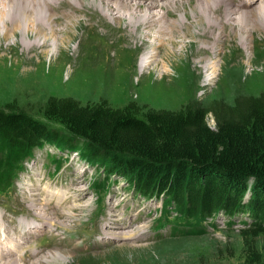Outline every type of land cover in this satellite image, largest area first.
Returning a JSON list of instances; mask_svg holds the SVG:
<instances>
[{
	"label": "rangeland",
	"instance_id": "1",
	"mask_svg": "<svg viewBox=\"0 0 264 264\" xmlns=\"http://www.w3.org/2000/svg\"><path fill=\"white\" fill-rule=\"evenodd\" d=\"M48 1L42 5L47 10ZM55 1H59L58 5H63L64 9L65 5L72 8L56 14L58 36L55 39L58 40L62 33L63 27L58 26L61 20L74 23L76 30L69 35L65 31L67 44L61 47L57 43L53 57L41 50L25 51L19 38L17 48L1 46L0 109L25 111L34 119L49 124L50 128H59L51 121L46 122L42 114L52 98H69L82 105L106 102L114 108L129 107L138 117L146 118L152 110L180 111L193 103L205 107L221 102L234 104L238 99L264 93L263 2L252 7L243 18L239 12L234 14L237 19L241 18L242 26L236 23L237 19L228 20V23L219 20L215 31L219 32L220 28L224 33L223 37L219 36L221 44L215 45L208 29L202 26H198L194 36L185 38L177 30V42L167 39L168 34L154 33L160 22H155L151 12L148 16L153 27L152 36H147L144 42L135 41L134 28L128 25V13L115 9L113 3L117 0ZM174 1L168 0L162 5L139 2L143 6L154 4L153 12L165 11L169 25L171 20L185 17L188 11L192 13L193 5L186 7L178 3L175 6ZM121 2L124 6L136 4L129 0ZM104 4L112 5L109 8L114 9L105 13L100 8ZM142 5L130 6L138 8L136 12L134 10L136 15H143ZM88 12L93 15L86 16ZM191 13L188 16L193 19ZM101 23L109 24L111 28L105 30ZM234 23L237 26L230 32ZM176 25L174 21L171 24L174 28ZM141 27L138 31L150 29ZM156 35L163 39L164 46L152 48L150 43ZM50 40L45 49H53L51 45L56 41ZM202 40L208 43L203 46ZM212 49L215 53L207 55ZM147 56L149 60H146ZM152 56L157 59L149 64ZM142 64L145 65L143 69ZM208 122L212 127L216 125L212 113L208 115ZM59 149L49 142L44 149H37L19 178L17 189L9 195L0 194V231L6 232L0 233V264L10 258L15 260L12 264H28L29 259V264H36L34 259L38 260L37 264H50L57 253L66 251L69 261L64 264H253L256 258L264 260V233L253 235L250 224L255 219L251 212L226 215L224 210H218L214 212L215 218L203 222L204 231L184 233L182 230L187 228L182 226L181 233L171 235L167 225L156 233L153 225L162 216L167 194L142 196L126 178L117 175L109 178L99 160L93 163L79 158L77 152L66 161L63 158L62 168L55 174L50 155L67 157ZM51 172L55 175L51 176ZM97 180H100V187L95 185ZM29 186L34 196L29 192ZM60 197L65 200L58 202ZM168 209V217L173 220L174 216H180L182 207L172 200ZM34 214L43 220L44 226L53 222L60 226L50 228H58L52 235L53 245L46 247L43 244L50 234L38 235L34 242L31 240L24 221H31ZM32 246L44 251L36 257L31 256L29 249ZM11 248L26 250L29 255L22 258L18 254H7Z\"/></svg>",
	"mask_w": 264,
	"mask_h": 264
},
{
	"label": "trees",
	"instance_id": "2",
	"mask_svg": "<svg viewBox=\"0 0 264 264\" xmlns=\"http://www.w3.org/2000/svg\"><path fill=\"white\" fill-rule=\"evenodd\" d=\"M42 114L59 128L25 111L0 109L1 190L25 159L49 142L60 150L79 149L93 163L99 160L109 178H126L139 194H167L163 213L174 231H204L205 217L224 210L229 215L251 212L253 235L264 233V93L234 104L152 110L146 118L106 102L82 105L52 98ZM171 198L182 207L173 220L168 217ZM182 226L187 229L181 231ZM254 261L264 264L260 258Z\"/></svg>",
	"mask_w": 264,
	"mask_h": 264
},
{
	"label": "bare ground",
	"instance_id": "3",
	"mask_svg": "<svg viewBox=\"0 0 264 264\" xmlns=\"http://www.w3.org/2000/svg\"><path fill=\"white\" fill-rule=\"evenodd\" d=\"M73 1L80 3L76 0H73ZM100 1H103V0H100ZM107 1L109 2L112 0H106V2ZM129 1L136 2V4H130L129 3V4H126L124 6V3H122L121 0L120 1L117 0L116 3H113V4L115 5V9L117 11L123 10V12L128 13L127 15L130 17V21H129L128 25L130 27L132 26V28H134V30H135V31L133 30V32H135V33H132V36L136 37V38H134L135 41H137V40L141 41L142 40L144 42L147 39L146 37L147 36L149 37V35H151L150 31H153L152 30L153 27L150 24L151 18L148 16V12H151V13H153V15H151V16H153L152 18L155 19V22H160V26L158 27V31L154 30L153 31L154 33H156V34L160 33L159 34L160 36H164V34H168L169 37H167V39H169L170 41L173 40V42H175L176 36H177L176 33L178 32L177 30L180 31L178 34L181 35L182 38H185L187 35H190V36L193 35L194 36V32L198 28V26L199 27L202 26L206 30L208 29L210 37H212L214 39L215 45L221 44L222 38H220V37L221 36L223 37L222 33H224L222 31L223 29L220 30V28H219V32L215 31V28H217V26L219 27V24H218L219 20L220 21L223 20L225 23H228V20H230V21L236 20L237 18L235 17L234 14H236L238 12L241 13L240 17L243 18V17H245L244 15H246L248 13V11L250 12V10L253 9L252 7H254V6H256L262 2L264 3V0H234L233 3L231 2V0H195V1H192V0H175L174 1L173 0L175 6L179 5L178 3H181V4L185 5L186 7L188 5H190V6L193 5L192 13L190 11H188L189 12L188 14L191 13L192 14L191 16L194 15V18L192 19L188 16V14L187 15L185 14V17H183L181 19L171 20V22L168 25L167 24L168 22L166 21L167 20L166 19L167 14L164 13L165 11L164 12L162 11L163 13L157 12V11L153 12V11H151V9L154 6V4H150V5L148 4L147 6H143L141 4V2H139V1H143V2H147V3L148 2L149 3H161V5H162V4H165V2L168 0H129ZM44 2H45V0H4V1L0 0V48L2 45H8V48H17L18 42H16V41L19 38L22 41L23 49L25 51H27V52L33 51L34 52L36 50H41L43 54L49 53V55L51 57H53L56 54L55 50L57 49V47H55V46L57 43H59V45H61V47H65V45L67 44V42L65 41L67 39L65 36V34H66L65 31L67 32V35H69V33H72V31L76 30V27H75L74 23L69 24L71 22L68 23V21H66V19L64 21L61 20V23L58 26H59V28L63 27L62 33L59 35L60 37L58 38V40H57V38L55 39V37L58 36L56 34V30H58V27L55 24V20L57 18L56 14L58 15L59 12L65 11L66 8L68 10H72V8L69 7L68 5H65L66 8L64 9L63 5H60V6L58 5L59 1L57 2L55 0H49L48 1L49 10H47L46 8H44L42 6L44 4ZM60 2H61V0H60ZM70 5H73V4H70ZM81 5H83V4H81ZM130 5H133L136 7L142 5L144 7V8H142V13H144V14L143 15H141V14L136 15L137 13L135 14V12H136V9H138V8H132ZM102 6L103 5H101V7H100V5H99V7L104 12L106 10L108 11L110 9L111 10L114 9V7L109 8L112 5H108V4L105 5L104 4V6L103 7ZM233 6H236L238 9L237 8L234 9L235 7L233 8ZM107 8H109V9H107ZM211 8H212V10H211ZM134 10H135V12H134ZM129 11H131V12H129ZM262 11H263V9H262ZM108 12H105V13H108ZM167 12H168V10H167ZM87 15H93V13L88 12L86 14V16ZM134 15H136V16H134ZM147 16H148V18H147ZM218 16H220V17H218ZM241 18L237 19L236 23L238 22L237 24L242 26ZM173 21H174V23L177 22V25H176L177 28H174L173 26H171ZM57 22H59V19H57ZM236 23H234V25L231 26L230 32L233 31L234 30L233 28H235L237 26ZM141 25H143V27H146V29L150 28L149 31L143 32L141 29L138 31V28H142ZM101 27L105 30H108L111 28V26L109 24H108V26H104L103 23H101ZM71 28H73V30H71ZM168 29H169V31H168ZM184 29H185V32L183 31ZM159 35H156L153 37L154 42L150 43L152 45V48L155 46H164L165 45L163 39L160 38ZM205 38H207V37H205ZM50 39H52V41H56L54 45H51V47L53 49H51V48L45 49L44 48L45 45H48L49 42H51ZM207 43H208L207 41L202 40L203 46L206 45ZM214 47H216L215 50L218 49L217 46H214ZM163 52H164V50H163ZM210 52L212 54L215 53L214 50L212 49V51H209L207 55H211ZM60 55H59V57H60ZM150 57H151V55H150ZM156 59L157 58L153 57L152 61L150 60L149 64H153ZM146 60H149L148 56H147ZM53 61H55V60H53ZM53 61H50V62H53ZM143 66H145V65L142 64V69L144 68ZM212 67L214 68L213 71H215L216 68L214 67V65H212ZM207 68L209 69V65L207 66ZM5 69L8 70L7 68H5ZM143 72L145 73V71H143ZM144 73L142 74L143 76L145 75ZM64 200H65V198L60 197L58 202H62ZM2 207H3V205H2ZM63 211L66 214V210L63 209ZM26 219H27V217H26ZM4 233H6V232H4ZM17 246H19V244ZM66 252L57 253L53 257V259L50 260V264H64V263L68 262L69 260L67 258L68 255L66 254ZM7 254H9V253H7ZM42 255H40V256H42ZM16 256H17V254H16ZM31 256H30V258H31ZM45 257H47V256H45ZM29 260H28V264L31 263V261H29ZM3 261H5V260H3ZM33 261L36 262V264H37L38 260L36 261L34 259ZM14 262H15V260L10 258V259L6 260L5 262H3L2 264H12Z\"/></svg>",
	"mask_w": 264,
	"mask_h": 264
}]
</instances>
